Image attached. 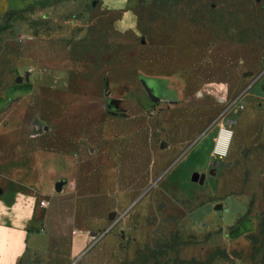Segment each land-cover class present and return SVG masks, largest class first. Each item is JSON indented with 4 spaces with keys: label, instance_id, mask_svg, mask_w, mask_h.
<instances>
[{
    "label": "rangeland",
    "instance_id": "374dc122",
    "mask_svg": "<svg viewBox=\"0 0 264 264\" xmlns=\"http://www.w3.org/2000/svg\"><path fill=\"white\" fill-rule=\"evenodd\" d=\"M96 1L0 0V189L36 201L29 264H264V0Z\"/></svg>",
    "mask_w": 264,
    "mask_h": 264
},
{
    "label": "crops",
    "instance_id": "0c3cea01",
    "mask_svg": "<svg viewBox=\"0 0 264 264\" xmlns=\"http://www.w3.org/2000/svg\"><path fill=\"white\" fill-rule=\"evenodd\" d=\"M9 1L21 4L34 0ZM96 2L99 7L106 11H121V14L123 13L129 19L131 13L129 7L132 0H97ZM28 81L25 80V82ZM16 87L9 88V94L15 91ZM35 213L36 201L33 197L12 189L0 191V264H17L20 261H30L31 255L47 247L37 243V240L46 235L44 232L34 230L40 226V221L36 219ZM31 235L34 240L36 239V244L33 247H30L29 243Z\"/></svg>",
    "mask_w": 264,
    "mask_h": 264
},
{
    "label": "water",
    "instance_id": "95a60500",
    "mask_svg": "<svg viewBox=\"0 0 264 264\" xmlns=\"http://www.w3.org/2000/svg\"><path fill=\"white\" fill-rule=\"evenodd\" d=\"M25 80H26V81L29 80V73H28V72H27L26 75H25ZM21 81H22L21 76H17L16 79H15V82H21ZM144 88H145V90L148 92L149 96H150L153 100H155V101H165V99H163V98H159L158 96L154 95L146 85H144ZM108 112L111 113V114H113V115H120L119 112L114 111V110L111 109V105H110V104L108 105ZM218 163H219V161H216L215 164H218ZM197 177H198V174H197V172H195V173L193 174L192 178L195 180V179H197ZM203 178H204V174H202V175L200 176V182L203 181ZM63 184H64V181H58V182H56L55 185H54L55 190H56V191H60L61 188H62V186H63ZM0 191H1V190H0ZM217 207L219 208L220 206H217ZM113 216H114V213L112 212L111 214H109L108 218H109V219H112ZM22 263H23V264H29L30 261H26V262H22Z\"/></svg>",
    "mask_w": 264,
    "mask_h": 264
},
{
    "label": "bare ground",
    "instance_id": "6f19581e",
    "mask_svg": "<svg viewBox=\"0 0 264 264\" xmlns=\"http://www.w3.org/2000/svg\"><path fill=\"white\" fill-rule=\"evenodd\" d=\"M231 135H232V132L225 131V132H223V133H221V134H219L217 136V138L220 141V143L223 146V148H228V144H229V142L231 140ZM217 138H216V141H217Z\"/></svg>",
    "mask_w": 264,
    "mask_h": 264
},
{
    "label": "built area",
    "instance_id": "2783aa9c",
    "mask_svg": "<svg viewBox=\"0 0 264 264\" xmlns=\"http://www.w3.org/2000/svg\"><path fill=\"white\" fill-rule=\"evenodd\" d=\"M225 131H227V130L226 129H222L219 134H221V133H223ZM225 150H226V148H223V146L221 145L220 141L217 138V141L215 142V146H214V149H213V153H215L216 155H221L222 156V155L225 154Z\"/></svg>",
    "mask_w": 264,
    "mask_h": 264
},
{
    "label": "flooded vegetation",
    "instance_id": "af4514ba",
    "mask_svg": "<svg viewBox=\"0 0 264 264\" xmlns=\"http://www.w3.org/2000/svg\"><path fill=\"white\" fill-rule=\"evenodd\" d=\"M216 161H218V160H214V162H213V163H214V165H215V166H218V165H219V163H218V164H215V163H216ZM215 169H216L215 167H212V168H211V171H212V172H214V171H215ZM194 173H195V172H194Z\"/></svg>",
    "mask_w": 264,
    "mask_h": 264
}]
</instances>
